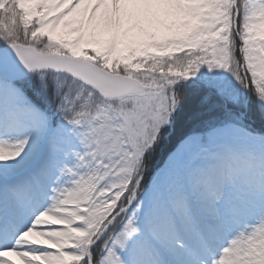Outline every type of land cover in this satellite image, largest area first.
<instances>
[{
	"label": "snow or ice",
	"instance_id": "obj_1",
	"mask_svg": "<svg viewBox=\"0 0 264 264\" xmlns=\"http://www.w3.org/2000/svg\"><path fill=\"white\" fill-rule=\"evenodd\" d=\"M0 264H264V0H0Z\"/></svg>",
	"mask_w": 264,
	"mask_h": 264
}]
</instances>
